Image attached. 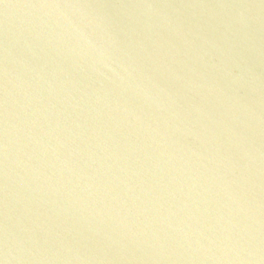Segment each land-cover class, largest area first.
Returning a JSON list of instances; mask_svg holds the SVG:
<instances>
[{
  "label": "water",
  "instance_id": "1",
  "mask_svg": "<svg viewBox=\"0 0 264 264\" xmlns=\"http://www.w3.org/2000/svg\"><path fill=\"white\" fill-rule=\"evenodd\" d=\"M0 264H264V0H0Z\"/></svg>",
  "mask_w": 264,
  "mask_h": 264
}]
</instances>
